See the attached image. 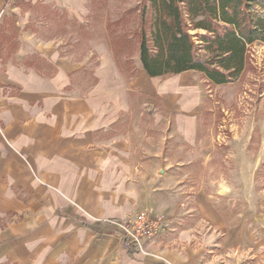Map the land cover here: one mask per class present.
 Wrapping results in <instances>:
<instances>
[{"label": "crops", "instance_id": "obj_1", "mask_svg": "<svg viewBox=\"0 0 264 264\" xmlns=\"http://www.w3.org/2000/svg\"><path fill=\"white\" fill-rule=\"evenodd\" d=\"M35 1L76 17L84 8L81 0ZM8 3L0 0V24ZM25 23L12 58L0 42V264L205 263V252L181 238L129 251L118 227L138 212L162 216L174 206L175 195L152 178L138 182L121 135L138 90L159 78L147 75L140 56L133 65L122 60L105 37L73 56L33 38Z\"/></svg>", "mask_w": 264, "mask_h": 264}, {"label": "rangeland", "instance_id": "obj_2", "mask_svg": "<svg viewBox=\"0 0 264 264\" xmlns=\"http://www.w3.org/2000/svg\"><path fill=\"white\" fill-rule=\"evenodd\" d=\"M81 1L76 17L52 2L9 0L0 24L4 56L17 53L26 22V33L73 56L105 37L133 65L140 34L150 37L154 22L149 0ZM152 81L159 85L138 90L121 135L138 182L152 178L175 195L166 214L147 210L168 223L156 242L186 239L205 252L203 264H264V42L248 46L245 70L229 84L197 71Z\"/></svg>", "mask_w": 264, "mask_h": 264}, {"label": "trees", "instance_id": "obj_3", "mask_svg": "<svg viewBox=\"0 0 264 264\" xmlns=\"http://www.w3.org/2000/svg\"><path fill=\"white\" fill-rule=\"evenodd\" d=\"M149 2L154 22L150 37L140 34L139 54L150 78L197 71L226 85L244 72L248 46L264 42V0Z\"/></svg>", "mask_w": 264, "mask_h": 264}, {"label": "built area", "instance_id": "obj_4", "mask_svg": "<svg viewBox=\"0 0 264 264\" xmlns=\"http://www.w3.org/2000/svg\"><path fill=\"white\" fill-rule=\"evenodd\" d=\"M124 246L134 253H149L148 247L155 244L168 223L156 218L148 211L138 212L118 223Z\"/></svg>", "mask_w": 264, "mask_h": 264}, {"label": "bare ground", "instance_id": "obj_5", "mask_svg": "<svg viewBox=\"0 0 264 264\" xmlns=\"http://www.w3.org/2000/svg\"><path fill=\"white\" fill-rule=\"evenodd\" d=\"M174 83V82H173ZM172 86V85H171ZM175 86H177V85H175Z\"/></svg>", "mask_w": 264, "mask_h": 264}]
</instances>
